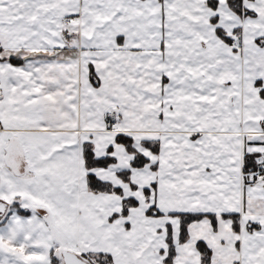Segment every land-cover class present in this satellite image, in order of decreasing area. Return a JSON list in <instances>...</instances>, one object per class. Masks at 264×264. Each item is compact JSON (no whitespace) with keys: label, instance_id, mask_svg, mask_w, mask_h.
I'll return each instance as SVG.
<instances>
[{"label":"snow or ice","instance_id":"obj_1","mask_svg":"<svg viewBox=\"0 0 264 264\" xmlns=\"http://www.w3.org/2000/svg\"><path fill=\"white\" fill-rule=\"evenodd\" d=\"M0 264H264V0H0Z\"/></svg>","mask_w":264,"mask_h":264}]
</instances>
